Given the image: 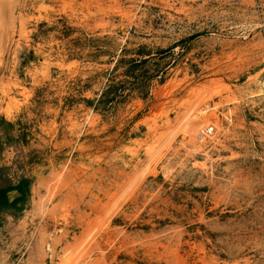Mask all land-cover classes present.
Masks as SVG:
<instances>
[{
	"label": "rangeland",
	"instance_id": "obj_1",
	"mask_svg": "<svg viewBox=\"0 0 264 264\" xmlns=\"http://www.w3.org/2000/svg\"><path fill=\"white\" fill-rule=\"evenodd\" d=\"M0 264H264V0H0Z\"/></svg>",
	"mask_w": 264,
	"mask_h": 264
},
{
	"label": "bare ground",
	"instance_id": "obj_2",
	"mask_svg": "<svg viewBox=\"0 0 264 264\" xmlns=\"http://www.w3.org/2000/svg\"><path fill=\"white\" fill-rule=\"evenodd\" d=\"M202 97V96H201ZM203 99V98H202ZM194 111V110H193ZM192 111V112H193ZM192 112H186L181 119L179 120V124L181 126V129L185 132L188 133L190 136H193L194 134H196V132H202L204 131L205 128H207L210 125H207L208 121H210L211 118L214 119V124L216 126L217 129L219 128V124L217 123V118L218 115H216L215 112H211L206 114L203 119L200 118V116L198 114L193 115ZM192 113V114H191ZM229 114V113H228ZM226 120H229V117H225ZM227 122V121H226ZM230 122V121H229ZM206 125V126H205ZM205 126V127H204ZM183 132V133H184ZM218 130L215 132L217 134ZM213 133V132H212ZM199 135V134H198ZM197 138H199V136H197ZM199 139H203L199 138ZM202 144V142H194L193 146H200Z\"/></svg>",
	"mask_w": 264,
	"mask_h": 264
},
{
	"label": "built area",
	"instance_id": "obj_3",
	"mask_svg": "<svg viewBox=\"0 0 264 264\" xmlns=\"http://www.w3.org/2000/svg\"><path fill=\"white\" fill-rule=\"evenodd\" d=\"M213 131H214V128L212 125H210L207 128H205L204 131L200 132L198 136L199 138L209 137Z\"/></svg>",
	"mask_w": 264,
	"mask_h": 264
}]
</instances>
